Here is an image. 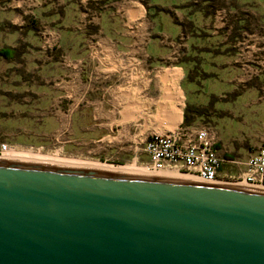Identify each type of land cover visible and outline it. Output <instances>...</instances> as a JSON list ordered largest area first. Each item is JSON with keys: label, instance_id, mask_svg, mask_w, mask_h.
Listing matches in <instances>:
<instances>
[{"label": "water", "instance_id": "obj_1", "mask_svg": "<svg viewBox=\"0 0 264 264\" xmlns=\"http://www.w3.org/2000/svg\"><path fill=\"white\" fill-rule=\"evenodd\" d=\"M0 264H264V191L0 158Z\"/></svg>", "mask_w": 264, "mask_h": 264}, {"label": "crops", "instance_id": "obj_2", "mask_svg": "<svg viewBox=\"0 0 264 264\" xmlns=\"http://www.w3.org/2000/svg\"><path fill=\"white\" fill-rule=\"evenodd\" d=\"M209 1L196 14L210 15ZM258 1L264 24V0ZM14 7L20 14L13 24L36 33L20 47L21 54L51 80L49 121L58 133L67 130L68 142L135 159L143 154L148 161V138L184 124L187 63L181 48L187 43L182 23L157 16L143 0H19ZM169 32L179 41L174 50L163 44ZM243 44V54L253 61L240 68L234 64L233 73L245 79L264 75V43ZM235 51L228 55L238 62L241 53Z\"/></svg>", "mask_w": 264, "mask_h": 264}, {"label": "rangeland", "instance_id": "obj_3", "mask_svg": "<svg viewBox=\"0 0 264 264\" xmlns=\"http://www.w3.org/2000/svg\"><path fill=\"white\" fill-rule=\"evenodd\" d=\"M18 1L0 0V149L7 144L115 167L135 163L143 167L147 163L143 154L135 159L105 150L94 152L95 145L70 143L66 129L58 133L51 126L52 83L42 78L27 55L22 56L20 47L27 46L36 33L13 24V17L20 14L14 7ZM253 1L246 4L247 0H210L211 14L202 17L196 11L204 10L205 0H157L156 5L153 0H143L157 16L182 23L187 43L181 48L185 49L182 58L189 62L183 88L187 104L193 106L196 116L192 126L216 132L217 152L225 160L222 176L226 177L238 176L247 158L264 146V75L245 79L243 73L239 76L231 70L234 64L240 68L253 61L243 54L247 51L244 42L264 43L263 17L259 12L262 6L258 0ZM29 16L34 19L32 14ZM163 38L164 45L171 50L177 48L173 43L179 41L170 32ZM235 43L236 51L241 53L238 62L228 55L235 51ZM172 56L171 62H175L174 52Z\"/></svg>", "mask_w": 264, "mask_h": 264}, {"label": "built area", "instance_id": "obj_4", "mask_svg": "<svg viewBox=\"0 0 264 264\" xmlns=\"http://www.w3.org/2000/svg\"><path fill=\"white\" fill-rule=\"evenodd\" d=\"M218 138L214 130L182 125L166 134H153L144 146L148 157L143 166L153 175L165 171L185 175L193 182L264 191V146L246 160L238 176H222L225 160L217 152ZM14 147L3 145L0 158Z\"/></svg>", "mask_w": 264, "mask_h": 264}, {"label": "bare ground", "instance_id": "obj_5", "mask_svg": "<svg viewBox=\"0 0 264 264\" xmlns=\"http://www.w3.org/2000/svg\"><path fill=\"white\" fill-rule=\"evenodd\" d=\"M3 160L10 162H19V163H28V164H37L44 166H54V167H63V168H72V169H85V170H99L107 172H115L127 175L135 176H148V177H158V178H167L172 180L180 181H191L189 177L185 175H180L176 172L165 171L159 175H153L148 173L145 168L137 166L135 164L127 165L124 167H115L109 164H102L99 162L92 161H83L76 160L73 158L63 157L59 154H45L42 152H36L33 150L25 149H16L13 148L9 153L4 155ZM232 186V185H227ZM235 187V186H233Z\"/></svg>", "mask_w": 264, "mask_h": 264}, {"label": "trees", "instance_id": "obj_6", "mask_svg": "<svg viewBox=\"0 0 264 264\" xmlns=\"http://www.w3.org/2000/svg\"><path fill=\"white\" fill-rule=\"evenodd\" d=\"M186 62V61H185ZM187 64L189 63V62H186ZM195 67L197 66V65H194ZM191 70H194V68L193 69H191ZM190 78V77H189ZM191 80H192V78H191ZM193 111H194V108H193V106L192 107H190L188 104L186 105V108H185V113H184V125H186V126H192L194 123H195V120H196V116L193 114Z\"/></svg>", "mask_w": 264, "mask_h": 264}]
</instances>
